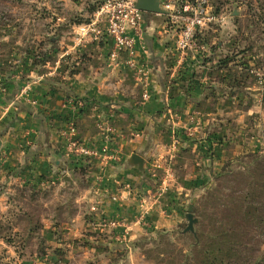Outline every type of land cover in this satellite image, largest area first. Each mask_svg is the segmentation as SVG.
<instances>
[{"label":"crops","instance_id":"1","mask_svg":"<svg viewBox=\"0 0 264 264\" xmlns=\"http://www.w3.org/2000/svg\"><path fill=\"white\" fill-rule=\"evenodd\" d=\"M142 17L136 58L148 78L147 89L125 65L111 64L107 40L79 47L75 37L63 35L59 45L64 48H56L55 59L42 66L48 70L32 73L29 81L14 79L12 74L0 79V218L12 222L25 214L18 205L21 192H36L37 201L41 194L52 196L61 186L79 185L81 193L72 202L75 215L66 227L79 249L80 241L75 240L90 231H105L107 239L131 244L183 221V205H190L187 199L202 191L207 174L218 169L214 155L222 147L220 134L229 135L237 126L238 94L264 97V79L260 87L254 86L257 78L235 70L233 63L223 71L218 68L226 58L222 54L229 39L218 43V53L202 47L207 55L195 51L182 58L167 15L142 13ZM72 26L77 32L78 27ZM213 31L225 36L223 27ZM259 72L264 78V72ZM241 78L244 83L237 87ZM70 125L75 126L74 139L81 145L98 151L109 146L119 152L120 161L103 166L99 159L69 156L64 134ZM261 145L253 139L241 149L258 152ZM134 154L145 160L144 171L131 165ZM153 162L171 172L167 197L159 204L151 203L157 187L150 188L153 182L147 178ZM72 172L73 183L65 182ZM40 203L47 208L43 200ZM51 218L58 221L57 216ZM100 219L123 224L111 229L102 226ZM49 235L43 232L42 238L48 240ZM80 250L93 251L91 247ZM128 251L131 254L132 249ZM49 256L54 261V252Z\"/></svg>","mask_w":264,"mask_h":264},{"label":"rangeland","instance_id":"2","mask_svg":"<svg viewBox=\"0 0 264 264\" xmlns=\"http://www.w3.org/2000/svg\"><path fill=\"white\" fill-rule=\"evenodd\" d=\"M104 2L105 0H0V79L12 74L14 79L26 78L25 80L29 81L28 76L32 73L48 70L39 63L44 60L45 55L49 56V62L55 59L52 56L55 50L49 45V40L59 38L56 48L62 50L64 46L59 45V36L63 35L72 40L76 38L73 24L71 27H65L64 24L79 21L83 25L84 21L92 18L86 14V11L100 7ZM209 4L212 8L211 12L218 18L224 17L226 21L210 24L197 32L195 47L190 53L196 51L203 55L205 51L202 47L213 50L212 54L218 53V43H227L228 40H224L227 38L228 46L225 45L226 50L222 58L234 60L230 66L234 65L235 70L249 72L258 78L256 73H261L260 70L264 72V0H209ZM80 23L74 26L79 27ZM221 27L225 29L224 37L213 31ZM240 82L243 84L244 78H241ZM252 83L254 86L259 84L260 87V80ZM238 86L241 87V84ZM263 98L251 94L241 98L238 94L236 101L238 109L235 112L237 126L229 135L225 132L220 134L222 147L219 154L214 155L218 169L214 173L207 174L202 191L187 199V202L197 209V212L193 210L194 217L198 220L194 226V233L184 234L188 226L185 216L190 206L186 203L182 208L181 223L159 229L138 238L131 244L128 240L118 239L120 243L111 241L107 239L105 231L104 234L99 231L86 233L75 240V242L80 241L78 244L80 249L84 247L93 249L85 254L74 245L72 240L70 241L66 230L75 215L72 202H75L81 193L82 186L77 185L73 188L61 186L55 189L52 196L41 194L37 201L32 198L31 192L27 194L21 192L19 208H23L25 214H30L35 226L39 228L40 224L43 227L40 230L41 236L43 232L44 236L46 232H51V235L46 240L35 235L36 230L30 234L29 224L24 218L25 214L12 222L0 218V264H182L184 254L189 252L194 254L198 251L193 247V235L196 231L199 230L201 234L209 236L215 234L219 228L231 227L238 234L236 257L231 264H259L262 261L264 264V214H262L263 223L256 225L250 217L246 228L241 229L242 218L236 212L241 200L246 199L250 193L259 195L261 207H264V175L259 180L261 182L259 189L252 188L256 183L254 175L257 164L250 157L254 153L261 156L264 152ZM229 137L230 139L227 140ZM253 139L261 141L262 148L258 152H242V145ZM207 160L206 166H209L210 160L209 158ZM228 162H233L228 170L234 172L235 176L216 179ZM170 175L169 168H163L159 162L152 163L147 178L153 182L149 183V187H157V190L151 197V203L154 201L159 204L166 199L168 190L162 192L160 198H156V195L160 194L164 184L169 185ZM83 180L85 181L84 178ZM39 199L47 204L46 209L40 207ZM147 202L142 204L146 205ZM61 206L67 207L65 212H62ZM52 216H57L58 221L53 219L54 221L51 222ZM42 220L45 221L41 223ZM160 231L168 232L166 239L169 242L166 244L167 242L162 240V245L159 246L161 252H157L156 245L151 240L148 244L139 243L136 248L133 246L143 238H158L157 233ZM4 239L9 240L10 244L5 243ZM52 244L58 247L51 248ZM130 249H132L131 254L128 251ZM52 252H54V261L46 258L50 257ZM190 262L198 264L194 260Z\"/></svg>","mask_w":264,"mask_h":264},{"label":"built area","instance_id":"3","mask_svg":"<svg viewBox=\"0 0 264 264\" xmlns=\"http://www.w3.org/2000/svg\"><path fill=\"white\" fill-rule=\"evenodd\" d=\"M136 4L137 0H105L93 15L91 22L78 27L75 41L77 46L83 47L98 44L103 39L107 40L110 43L111 64L125 65L134 72L135 77L146 88L148 78L138 67L136 58V42L138 38H141L143 24L142 13L136 8ZM161 8L167 12L169 26L176 33L175 48L182 58H185L195 47L197 32L221 20L211 12L209 0H161ZM256 76L257 80L263 81L261 74L256 73ZM146 89L144 98L147 95ZM75 133V126L70 125L64 134V137L68 139L69 156L99 159L103 166L120 161L119 152L109 146L100 151L84 147L74 139ZM167 190L168 187L164 184L156 198H160L163 195L162 192ZM93 211L96 209L94 208ZM99 222L102 226H108L111 229H118L123 224L120 221L105 219H100Z\"/></svg>","mask_w":264,"mask_h":264},{"label":"trees","instance_id":"4","mask_svg":"<svg viewBox=\"0 0 264 264\" xmlns=\"http://www.w3.org/2000/svg\"><path fill=\"white\" fill-rule=\"evenodd\" d=\"M98 9L99 7L98 8L95 7L93 9L87 10L86 14L90 15L89 17H92V15H94V13ZM91 19L84 21L83 25L88 24L91 21ZM79 23H80L79 21L71 22V24L73 25L74 24L77 25ZM81 24L82 23H80V25ZM58 41H59L58 38L49 40V45H51L52 49L54 50L56 49V45ZM49 61H50L49 56L45 55L44 60H42V62H40L39 64L45 65V63ZM232 63H234V60L226 57L225 59H222L221 61H219L217 66L220 70L223 71ZM240 84L242 85V83L239 82L238 80L236 86L239 87L238 85ZM76 103L78 102L76 101ZM263 105H264V98H263ZM250 157L253 160V162L257 164V166L255 167L256 173L254 175V179H256V183H254V186L252 188L259 189V186L261 183L259 180L261 176L264 175V152L262 153L261 156L259 154L254 153ZM238 161H241V160H238ZM228 163L226 167L224 168L223 172L216 179L221 180V179H225V178H228L234 175V172H231L230 170H228L229 167L232 166L233 162H228ZM246 167L248 166L246 165ZM31 192L33 196L32 198L35 199L36 201V197H38V194H36L34 191H31ZM208 193L213 196V194H211L210 192ZM259 197H260L259 195L256 196V193H250L247 195L246 199L241 200V202L239 203V206L237 207L236 212L240 214L242 218L243 224L241 225V229L246 228V225L250 222V217H252V222H254L256 225L263 223L262 214H264V207H261ZM33 199H30V200L34 201ZM194 209L195 208H193V210ZM194 212H197V209H195ZM24 218H25V221L28 222L29 224V227H28L30 228L29 233L31 234L32 231L36 230L37 232H35L36 233L35 235H38L39 237L42 238L40 230L43 227L40 226V224H39V228L38 226H35L33 224L34 223L33 218L30 216V214L26 213ZM157 234H158L157 235L158 238L156 239L143 238L138 243L136 242L135 244H133V246L136 248L138 247L139 243L148 244V242H150L151 240L156 245L157 252H161L162 249L159 246L162 245V240L166 241L167 242L166 244L169 243L168 240L166 239V237L168 236V232L160 231ZM193 240H194L193 247L194 249H198V251L195 252L194 254L192 252L184 254L182 264H193L192 262H190L191 260H194L198 264H231L232 260L236 257V250H237L236 248L238 246V243H237L238 234L236 233L235 230H233L232 227L228 229L219 228L218 230L215 231V234L209 235V236H205L204 234H201L198 230L193 235ZM4 242L10 244L9 240L4 239ZM145 253L147 254V252ZM160 255L161 254H159V256ZM259 264H263V261L260 262Z\"/></svg>","mask_w":264,"mask_h":264},{"label":"water","instance_id":"5","mask_svg":"<svg viewBox=\"0 0 264 264\" xmlns=\"http://www.w3.org/2000/svg\"><path fill=\"white\" fill-rule=\"evenodd\" d=\"M136 8L143 14L167 15V12L161 8V0H137ZM237 14L238 13L235 11V15ZM130 163L133 166H137L140 171H144L145 160L141 156L137 154L132 155ZM73 180H75L73 172L70 176H66L64 179L65 182L69 183H73ZM186 220L188 222V226L184 230V234L194 233V226L198 220L194 217L193 205L189 206L188 213L186 214Z\"/></svg>","mask_w":264,"mask_h":264}]
</instances>
